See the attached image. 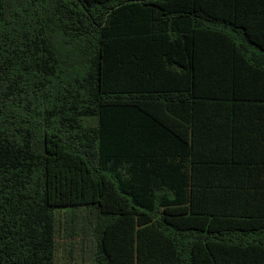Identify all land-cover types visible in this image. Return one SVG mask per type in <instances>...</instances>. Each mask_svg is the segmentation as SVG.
<instances>
[{"label":"trees","instance_id":"obj_1","mask_svg":"<svg viewBox=\"0 0 264 264\" xmlns=\"http://www.w3.org/2000/svg\"><path fill=\"white\" fill-rule=\"evenodd\" d=\"M242 120L264 0H0V264H55L58 212L92 264H264Z\"/></svg>","mask_w":264,"mask_h":264},{"label":"rangeland","instance_id":"obj_2","mask_svg":"<svg viewBox=\"0 0 264 264\" xmlns=\"http://www.w3.org/2000/svg\"><path fill=\"white\" fill-rule=\"evenodd\" d=\"M193 197L197 199L199 198L198 200L204 198L205 202H208L209 200V197L203 194L194 195ZM59 217L60 212L56 214L57 232L55 236V264H92L88 254H85L84 250L82 251V249H80V238L77 237L70 240L65 230H63L62 227L60 228ZM223 224L227 226H242L244 225V222L241 220L230 219L223 222Z\"/></svg>","mask_w":264,"mask_h":264},{"label":"crops","instance_id":"obj_3","mask_svg":"<svg viewBox=\"0 0 264 264\" xmlns=\"http://www.w3.org/2000/svg\"><path fill=\"white\" fill-rule=\"evenodd\" d=\"M238 125L240 128V131L234 137L235 139L239 140L240 145H241L240 151L239 149L237 150L238 154H240L239 157L243 159V158L248 157V154L252 156L253 154H257L261 151L263 155V152H264V120L254 121L253 124H249L248 121L242 120L238 122ZM199 126H200L199 121L192 120L191 131L189 134V143L191 144L193 143L194 145H197V146H199V133L197 132L199 131ZM252 127H255L256 129L258 128L259 130L254 131L252 133L251 131ZM259 136H261L262 138L260 142H258V145H260V148H257V151H253V152L250 150H247V141L249 139H257ZM232 141L229 142V147L227 149L228 154H230V144L232 143ZM181 209L182 207L175 208V210H179V211H181Z\"/></svg>","mask_w":264,"mask_h":264}]
</instances>
